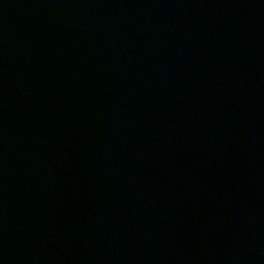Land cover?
Wrapping results in <instances>:
<instances>
[{
    "label": "water",
    "instance_id": "95a60500",
    "mask_svg": "<svg viewBox=\"0 0 264 264\" xmlns=\"http://www.w3.org/2000/svg\"><path fill=\"white\" fill-rule=\"evenodd\" d=\"M0 264H264V0H0Z\"/></svg>",
    "mask_w": 264,
    "mask_h": 264
}]
</instances>
